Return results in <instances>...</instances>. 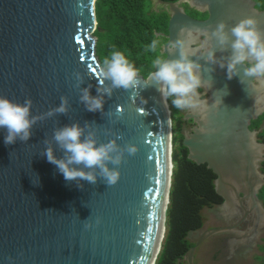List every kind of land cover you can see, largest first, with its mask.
<instances>
[{
	"label": "water",
	"instance_id": "water-1",
	"mask_svg": "<svg viewBox=\"0 0 264 264\" xmlns=\"http://www.w3.org/2000/svg\"><path fill=\"white\" fill-rule=\"evenodd\" d=\"M192 2L208 13L207 20L187 15L180 1L159 0L170 7L168 42L182 29L211 32L219 22L230 33L248 17L264 30V11L258 12L252 0ZM96 3L0 0V96L19 103L30 99L32 115L44 117L33 126L27 142L6 145V130L0 129V264H156L162 250L174 168L172 113L168 99L156 87L143 86L142 76L141 87L116 89L111 98L105 97V115L87 111L80 102L76 72L84 76L81 87L91 84V95H97L101 63ZM162 53L166 58L178 55L166 45ZM229 54L230 50L216 51L218 58ZM200 63L205 68L202 88L209 97L202 117H192L199 127L185 134L188 157L216 174V191L227 204L236 200L251 207L253 214L263 212L258 196L264 187L259 166L264 144L250 125L264 114V104L255 103L264 89L259 80L244 76L243 67L228 79L226 68ZM62 96L69 99V112L47 117ZM77 121L81 126L94 122L101 143L119 137L121 147H136L135 154L125 152L120 165H109L120 171L115 185L98 177L95 184L80 181V188L42 156L44 140L51 141L54 128ZM55 154L63 156L59 149ZM48 209L53 211H44ZM86 222L91 226L85 228ZM233 229L204 234L188 252V264H194L202 241Z\"/></svg>",
	"mask_w": 264,
	"mask_h": 264
},
{
	"label": "clouds",
	"instance_id": "clouds-1",
	"mask_svg": "<svg viewBox=\"0 0 264 264\" xmlns=\"http://www.w3.org/2000/svg\"><path fill=\"white\" fill-rule=\"evenodd\" d=\"M226 29L224 22H219L211 32L182 29L175 40L166 43L168 49L178 53L175 58H165L158 50V45L161 47L164 45L160 44L159 39H153L148 48L157 53L152 62L155 70L148 74L143 86L156 87L164 100L171 98L172 105L177 109H200L207 104L206 100H201L199 91L204 86L202 72L205 68L200 63L201 60L226 68L228 79L239 75L243 67L244 76L253 81L259 80L264 86V30L257 26V21L252 17L241 19L231 27L230 33ZM200 36H204L205 39L201 41ZM217 50L222 53L230 50V54L218 58ZM213 70L210 69L209 72ZM73 75L76 80L75 87L80 92V102L87 111H100L104 115L105 97L111 98L116 89L135 90L141 87L142 81L140 70L120 51H113L99 67L97 95H91V84L85 88L81 87L84 83L83 75L79 72ZM241 82L245 83L242 78ZM60 99V105L51 109L46 114L47 117L69 112L68 97L62 96ZM258 102L259 100L255 98V103ZM31 108L30 99L19 103L0 96V129L6 130L4 139L6 145L15 144L17 140L27 142L30 139L33 126L38 119L44 118L33 116ZM94 125V122H85L81 126L77 121L56 127L51 141L44 140L46 148L42 156H46L47 161L57 167L66 181H76L80 188H83L80 181L95 184L98 177H102L109 186L115 185L120 178V171L117 167L109 165H120L125 152L135 154L137 150L131 144L121 147L117 143L119 137L107 143L99 142L93 130ZM57 149L63 153L60 158L55 154ZM76 215L79 217L77 212ZM84 226L88 228L91 225L86 222Z\"/></svg>",
	"mask_w": 264,
	"mask_h": 264
},
{
	"label": "trees",
	"instance_id": "trees-1",
	"mask_svg": "<svg viewBox=\"0 0 264 264\" xmlns=\"http://www.w3.org/2000/svg\"><path fill=\"white\" fill-rule=\"evenodd\" d=\"M160 1L168 4L180 0ZM151 2L153 4V0H97L95 37L101 65L113 51H120L140 70L144 79L155 70L152 62L157 53L149 50L148 46L153 39H159L161 45L167 43L165 36L169 33L170 16L165 10H152ZM261 2L259 9L264 10V0ZM158 50L165 57L163 47L158 45ZM168 103L172 113L174 168L167 212L168 232L156 264H179L187 257L193 246L187 240L188 234L205 225L202 212L224 202L216 191V174L207 165H199L189 159V150L183 145L187 121L181 110L172 105L171 98H168ZM250 128L259 132L258 141L264 144V114L254 120ZM261 173L264 175V162ZM258 197L264 205V187Z\"/></svg>",
	"mask_w": 264,
	"mask_h": 264
},
{
	"label": "flooded vegetation",
	"instance_id": "flooded-vegetation-1",
	"mask_svg": "<svg viewBox=\"0 0 264 264\" xmlns=\"http://www.w3.org/2000/svg\"><path fill=\"white\" fill-rule=\"evenodd\" d=\"M155 1H157L159 3V0H155ZM252 1L255 3V9L258 12L264 11V10L259 9V6H261V3H262L261 0H252ZM180 2L181 3L179 5V7L181 9H183L185 11V13L187 15H189L190 17H192L196 20H200V21H204V20L208 19V17H209L208 13H204V12L202 13L201 10H203V8L195 5L192 2V0H180ZM153 10H155V11L165 10L166 12H168V14L170 16V7L167 5L160 4L159 7L154 6ZM204 39H205V37L200 38L201 41H203ZM167 42H168V40H167ZM199 91L201 93V96H200L201 100H206L209 97L206 89L201 88V89H199ZM259 102H260L259 103L260 105L263 104V100H261ZM191 111L195 112L194 118H197V117L199 118V117H202L204 109L200 108V109L191 110ZM185 120H186V118H185ZM188 124H190L192 126L190 128L191 134L195 133V130L199 127V125L196 123V121L191 119L190 122H188ZM250 127H251V125H250ZM185 130H187L186 125H185ZM250 130H251V128H250ZM252 132H256V138L258 139V133L259 132H257V131H252ZM185 134L187 135L188 133L186 132ZM261 164H262V162L259 163L260 171H261ZM242 196L243 195L241 194V197ZM232 206L227 204V202H225V200H224L222 205L216 206L215 208H212V209H206L210 212H216L215 213L217 215L216 219L218 220L217 225L208 226V228H207L206 224H205L202 229L196 230V231H191V232H193L191 237L189 236V234L191 232L188 234L187 240L193 245L192 246V248H193L201 242L203 235L206 233H210L214 230H219V229L235 228L233 230H227V231L211 234L208 238H206L204 241H202L200 246L196 249L195 258H196L197 252L200 250L201 251L203 250L202 252H210L211 249H215V247H217V246L220 248L221 247L231 248L232 246H238L241 244L240 242H233V240L230 237H228L227 235L232 234V233H236L237 231H239L243 224H245L246 222H249L248 219L252 218L253 213L249 212L251 207L248 208V206L245 203H244V206H241L239 204V202H237L235 200L234 205H232ZM218 211H219V213H218ZM238 219H239V221L236 222V220H238ZM179 264H188V257H184L183 259H181L179 261Z\"/></svg>",
	"mask_w": 264,
	"mask_h": 264
},
{
	"label": "rangeland",
	"instance_id": "rangeland-1",
	"mask_svg": "<svg viewBox=\"0 0 264 264\" xmlns=\"http://www.w3.org/2000/svg\"><path fill=\"white\" fill-rule=\"evenodd\" d=\"M153 5L155 7L160 6V4L155 0H153V4L151 2V6L149 5L152 10L154 8ZM261 100H263V104H264V92L261 93L260 95L259 101ZM181 114L184 115V120L186 118L185 121H187L186 124L187 130L184 131V134L186 132L188 134H191L190 128L192 126L188 124V122H190L192 117L195 115V112L185 109V110H181ZM261 151L262 154L264 155V149H262ZM215 213L216 212H210L208 210H204L202 212L205 218V224L207 228L208 226L217 225L218 220L216 219L217 215ZM248 220L249 222L243 224L239 231L227 235L233 240V242H240L241 243L240 245L232 246L231 248H227V247L220 248L217 246L215 247V249H211L210 252H202L203 250L202 251L200 250L197 252L196 258H194V264H263L264 263V211L254 213L252 218ZM238 221L239 219L236 220V222ZM167 232H168V227L166 230V235Z\"/></svg>",
	"mask_w": 264,
	"mask_h": 264
},
{
	"label": "bare ground",
	"instance_id": "bare-ground-1",
	"mask_svg": "<svg viewBox=\"0 0 264 264\" xmlns=\"http://www.w3.org/2000/svg\"><path fill=\"white\" fill-rule=\"evenodd\" d=\"M262 89H264V86H262ZM258 103H260V102H258ZM202 108L204 109V108H205V106H204V107H202ZM202 108H201V109H202ZM261 218H262V217H261ZM260 220H261V219H260Z\"/></svg>",
	"mask_w": 264,
	"mask_h": 264
},
{
	"label": "snow or ice",
	"instance_id": "snow-or-ice-1",
	"mask_svg": "<svg viewBox=\"0 0 264 264\" xmlns=\"http://www.w3.org/2000/svg\"><path fill=\"white\" fill-rule=\"evenodd\" d=\"M80 38L79 37H77V40H79ZM82 42V41H81Z\"/></svg>",
	"mask_w": 264,
	"mask_h": 264
},
{
	"label": "built area",
	"instance_id": "built-area-1",
	"mask_svg": "<svg viewBox=\"0 0 264 264\" xmlns=\"http://www.w3.org/2000/svg\"><path fill=\"white\" fill-rule=\"evenodd\" d=\"M169 109H170V107H169Z\"/></svg>",
	"mask_w": 264,
	"mask_h": 264
}]
</instances>
